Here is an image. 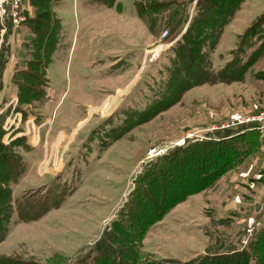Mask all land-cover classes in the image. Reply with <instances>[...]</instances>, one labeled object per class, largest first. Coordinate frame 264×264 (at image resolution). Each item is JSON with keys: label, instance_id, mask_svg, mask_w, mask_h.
I'll list each match as a JSON object with an SVG mask.
<instances>
[{"label": "rangeland", "instance_id": "obj_1", "mask_svg": "<svg viewBox=\"0 0 264 264\" xmlns=\"http://www.w3.org/2000/svg\"><path fill=\"white\" fill-rule=\"evenodd\" d=\"M179 1L188 3L187 11L191 10V0ZM137 3L145 4L146 0H118L112 8L94 0H61L58 15L63 30L48 68L49 85L43 89L42 98L23 105L16 96L14 78L9 85L1 110H11L9 105L17 98V106L20 104L29 118L24 121L20 112L21 132L25 134L21 137L27 142L16 152L22 157L25 172L13 186L14 212L8 235L0 243V259L13 260L15 264H198L202 256L214 254L220 243L236 241V251L246 250L253 236L247 237V230L252 227L255 233L262 227L253 218L244 232L235 236L240 224L222 222L211 202L220 180L253 152L210 188L196 194L202 197L190 196V201L179 204L163 221L150 226L138 243L133 236L125 235V241L122 237L116 239L117 246L118 241L121 246L119 258L96 260L93 249L102 233L123 230L119 213L150 160L194 142L224 140L221 132L225 129H232L236 136L242 126L251 125L245 123L251 115L264 110V81L258 77L260 73L264 77L263 56L252 63L243 81L193 88L176 105L151 121L134 126L118 141L109 138L113 130L124 126L125 112H144L165 76L170 48L189 25L176 39H163L170 30L164 26L163 16L170 11L158 18L154 33L140 18ZM257 4L260 2L251 0L245 7L246 21L256 17ZM237 16L238 13L234 20ZM244 33L233 34L223 43L221 40L212 55L215 72L240 55L238 46ZM163 42L167 46L157 60L147 56ZM259 44L254 48L247 46L246 51L252 52ZM25 55L15 74L30 71L26 64L31 56ZM241 55L245 62L248 55ZM43 72L40 69L39 74L42 76ZM27 121H34L36 128H41L38 145L33 134H29ZM250 130L257 131L255 127ZM259 132L250 140H264ZM6 137L7 132L4 142L10 144ZM240 139L236 136L231 140ZM143 162L146 165L140 170ZM35 205L32 213L44 209L46 212L29 221V211ZM20 209L28 211L25 220L20 217ZM263 250H250L247 255L253 258L249 264H264ZM221 260L224 259L217 264H232ZM237 263L247 261L239 258Z\"/></svg>", "mask_w": 264, "mask_h": 264}, {"label": "trees", "instance_id": "obj_2", "mask_svg": "<svg viewBox=\"0 0 264 264\" xmlns=\"http://www.w3.org/2000/svg\"><path fill=\"white\" fill-rule=\"evenodd\" d=\"M94 1L107 8L114 7L118 2V0ZM190 2L193 4L195 0ZM244 2L245 0H198L191 16L187 11L188 3L179 0H146L145 4L137 3L140 18L154 33L157 31L158 18L166 14V11H170L166 17L163 16L164 26L170 29L169 39H176L183 33L188 23L189 25L186 32L170 48L171 58L165 68V76L144 112L138 114L131 110L125 112L124 126L113 130L109 138L118 141L134 126L147 123L176 105L183 94L193 88L205 84L243 81L244 73L252 63L264 56V13L240 37L241 42L238 46L240 55L224 68L214 71L212 55L220 45L226 28L241 10ZM59 5L60 0H30L34 13L32 12V16L27 15L23 25L28 28L29 37L24 42L21 56L25 59L27 56L25 54H30L31 58L27 60L26 65L34 73L23 70L17 72L13 80L18 90L16 96L23 105H29L31 101L42 98L43 89L49 85L48 68L58 49L63 30L62 21L57 14ZM254 41L256 44H253ZM258 43L259 46L252 52L246 51L247 46L254 48ZM7 51L8 49H4L0 60V76L5 68ZM241 54L248 55L245 62ZM40 69L44 71L42 76L39 74ZM262 75L263 73H260L258 77L264 81ZM27 82L33 83L34 86H30ZM44 97H47V92ZM18 105L16 110L24 115V121L27 120L29 114L25 113L20 104ZM10 111L7 109L5 114L0 116V243L6 239L13 217V186L18 184L25 172L22 157L18 155L16 148L26 143L27 139L20 137L10 144L4 142L6 135L4 124ZM254 127L242 126L236 135L242 138L240 140H231L236 136L232 133V129H225L221 132L224 140L216 138L217 140L194 142L185 147H176L150 160L140 175L138 186L119 213L123 230L119 233L105 230L102 233L93 249L96 260L119 258L121 246L119 241L117 246L116 239L122 237L121 240L125 241L128 238L126 236L131 238L133 236L138 243L150 226L163 221L176 206L190 196L210 188L227 171L255 152L260 140H250V137L259 136L258 130H250ZM114 133L118 134L113 135ZM33 208H37V205L30 209V217L27 219L29 221L38 219L46 212L44 209L39 213H32ZM25 213L28 214V211L20 209V217L23 220ZM126 248H122L123 251ZM263 248L264 224L253 234L246 250L239 252L233 249L228 251V254L220 255L219 251L226 248L219 246L214 254L202 256L198 264H217L220 259L238 264L239 258L249 264L253 256H248L247 253L250 250H263ZM211 250L208 251L212 253ZM262 255L264 256V250ZM10 262L15 264L13 260L0 259V264Z\"/></svg>", "mask_w": 264, "mask_h": 264}, {"label": "crops", "instance_id": "obj_3", "mask_svg": "<svg viewBox=\"0 0 264 264\" xmlns=\"http://www.w3.org/2000/svg\"><path fill=\"white\" fill-rule=\"evenodd\" d=\"M196 1L197 0H195V2ZM249 1L251 0H245L240 12H238L236 19L226 28L222 43L228 37H231V35L234 34L233 31L235 29L236 32L234 35L240 36L246 29L249 28L254 20L264 13V3H262L264 0H256L257 2H260L259 5L257 4V6L254 7L255 11L257 8L259 9L258 13L254 19L246 21L245 18L248 16V11L244 12V9L248 5ZM195 2L192 4L193 6L189 11L190 14L193 12L192 10H194L193 8L195 7ZM22 4L24 8H26L28 12L30 11V14H32L30 0H22ZM28 37L29 30L26 26H21L13 34V46L7 51L8 54L5 60V68L1 74L2 76H0V107L6 104H2L3 98L10 90L9 85L12 84L16 66L18 64H23L25 61L24 57L21 56V51L23 50L24 42ZM3 61L4 59L2 60L1 64ZM260 134L264 138V134ZM260 143L261 144H259V147L255 150L252 156L248 157V159L244 163L240 164L238 168L230 171L220 180L216 187L217 191L214 194V200H211L212 204L214 205L213 209L217 211V215L222 220V222L227 224H240V229L234 233L235 236L240 232H244L248 223L253 218L257 220L256 222L258 227L264 224V140H260ZM193 197L202 196L199 194L192 196L191 198ZM189 199L188 201H190ZM235 236L233 237L235 238ZM226 243L227 242L217 244L220 247L223 246V248H226L219 252L224 253L233 249H237L236 241H234V243ZM214 245H216V242L212 243L211 247Z\"/></svg>", "mask_w": 264, "mask_h": 264}, {"label": "built area", "instance_id": "obj_4", "mask_svg": "<svg viewBox=\"0 0 264 264\" xmlns=\"http://www.w3.org/2000/svg\"><path fill=\"white\" fill-rule=\"evenodd\" d=\"M28 10L24 8L22 4V0H0V60L2 57V53L4 49H10L13 46L12 37L15 31L23 26L27 20ZM169 33L166 32L163 35V39L168 37ZM167 44L163 42L158 45L156 48L148 52L147 56H151L154 60H157L161 54L166 49ZM171 46V45H170ZM17 98H14L9 107L11 106V111L6 119V123L4 125V130L7 132L6 140L7 142H12L16 138L21 136H25L22 130L23 118L20 112L17 109ZM7 109H0V116ZM246 124H251L255 126V128L261 131L264 134V110L251 115L248 120L245 122ZM27 127L29 130V134H33L34 142L36 145L40 142V129L36 128L34 121H27ZM230 127V125H227ZM160 155V154H159ZM255 226H257L255 224ZM254 228H249L247 230L246 236L251 237L253 235ZM246 243V242H245Z\"/></svg>", "mask_w": 264, "mask_h": 264}, {"label": "water", "instance_id": "obj_5", "mask_svg": "<svg viewBox=\"0 0 264 264\" xmlns=\"http://www.w3.org/2000/svg\"><path fill=\"white\" fill-rule=\"evenodd\" d=\"M146 165V162L142 163V167L140 168V170H142V168Z\"/></svg>", "mask_w": 264, "mask_h": 264}]
</instances>
